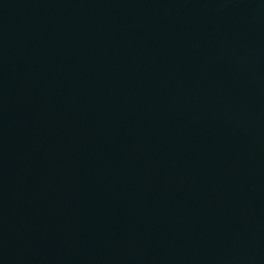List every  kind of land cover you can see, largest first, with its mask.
<instances>
[{"label":"water","instance_id":"1","mask_svg":"<svg viewBox=\"0 0 264 264\" xmlns=\"http://www.w3.org/2000/svg\"><path fill=\"white\" fill-rule=\"evenodd\" d=\"M0 264H264V0H0Z\"/></svg>","mask_w":264,"mask_h":264}]
</instances>
